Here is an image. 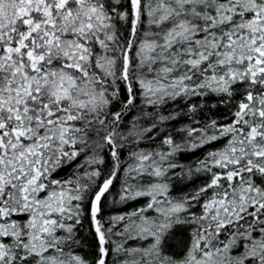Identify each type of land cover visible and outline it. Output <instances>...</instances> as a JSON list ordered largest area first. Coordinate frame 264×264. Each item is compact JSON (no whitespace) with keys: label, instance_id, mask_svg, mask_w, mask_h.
<instances>
[{"label":"snow or ice","instance_id":"obj_1","mask_svg":"<svg viewBox=\"0 0 264 264\" xmlns=\"http://www.w3.org/2000/svg\"><path fill=\"white\" fill-rule=\"evenodd\" d=\"M0 264H264V0H0Z\"/></svg>","mask_w":264,"mask_h":264}]
</instances>
